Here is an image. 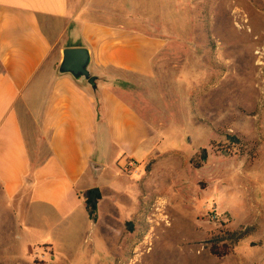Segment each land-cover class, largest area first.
<instances>
[{"label": "rangeland", "instance_id": "rangeland-1", "mask_svg": "<svg viewBox=\"0 0 264 264\" xmlns=\"http://www.w3.org/2000/svg\"><path fill=\"white\" fill-rule=\"evenodd\" d=\"M127 3L136 28L167 41L152 79L113 80L156 130L152 155L101 159L96 217L13 226L4 214L0 264H264V222L224 258L208 244L262 222L246 175L264 191V0Z\"/></svg>", "mask_w": 264, "mask_h": 264}, {"label": "crops", "instance_id": "crops-1", "mask_svg": "<svg viewBox=\"0 0 264 264\" xmlns=\"http://www.w3.org/2000/svg\"><path fill=\"white\" fill-rule=\"evenodd\" d=\"M127 5L0 0L1 223L8 214L13 226L61 225L85 208L81 193L105 168L103 157L150 159L157 132L113 80L120 73L152 79L167 41L136 28ZM65 48L89 50L96 90L58 73L53 54ZM246 179L257 189L251 205L262 222L253 224L256 234L264 222L263 182L255 175Z\"/></svg>", "mask_w": 264, "mask_h": 264}, {"label": "trees", "instance_id": "trees-1", "mask_svg": "<svg viewBox=\"0 0 264 264\" xmlns=\"http://www.w3.org/2000/svg\"><path fill=\"white\" fill-rule=\"evenodd\" d=\"M202 153L203 155H201L200 158L201 161L204 162L206 160V152L203 150ZM149 166L150 164H148L147 170L150 168ZM195 167L199 168L200 166L195 164ZM81 197L84 200L87 213L90 217H96L97 204L101 199L99 189L96 188L86 190L81 194ZM257 229L256 225L242 226L237 230H227L212 236V238L208 241V244L210 245V253L217 258H224L228 256L242 240L253 235Z\"/></svg>", "mask_w": 264, "mask_h": 264}, {"label": "water", "instance_id": "water-1", "mask_svg": "<svg viewBox=\"0 0 264 264\" xmlns=\"http://www.w3.org/2000/svg\"><path fill=\"white\" fill-rule=\"evenodd\" d=\"M91 55L87 48H65L62 50V59L58 68L61 75L69 74L76 81H87L96 90L97 78L89 70ZM95 169L97 166L94 167Z\"/></svg>", "mask_w": 264, "mask_h": 264}]
</instances>
